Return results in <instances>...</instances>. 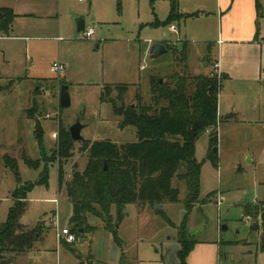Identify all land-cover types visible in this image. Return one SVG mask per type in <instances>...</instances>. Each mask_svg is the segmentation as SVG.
<instances>
[{"label": "rangeland", "instance_id": "obj_1", "mask_svg": "<svg viewBox=\"0 0 264 264\" xmlns=\"http://www.w3.org/2000/svg\"><path fill=\"white\" fill-rule=\"evenodd\" d=\"M143 4L140 9L132 3L124 5L123 11L113 8L108 13L107 24L91 26L94 34L88 39L74 30L72 36L54 32L45 40L0 41V222L6 220L14 204L13 190L31 184L20 222L27 228L41 230L40 239L30 251L16 258L17 264H175L181 226L195 241L222 239L219 264H264V251L259 250L262 232L251 229L242 211L254 196L264 199V126L240 121L222 128L221 136L219 130V172L206 158L214 148L209 145L210 129L196 140L195 157L201 163L200 202L189 212L184 205L185 186L175 179L173 184L180 190L178 202L162 204L159 209L151 205H145L142 210L135 204L126 206L117 226L122 239L119 246L115 245L113 234L92 216L87 222L93 229L76 236L75 241L55 237V217L59 228H69L72 214L65 189L59 188L57 181L54 150L59 123L69 129L79 120L83 139L110 140L117 144L133 142L135 128L118 127L110 105L101 99V92L108 98H116L125 86V105H136L139 95L141 103L153 108L150 78L165 81L173 71L180 72L182 53L188 75H197L200 70L219 74L212 58L217 57L216 49L207 48L216 31V24L210 18L205 20L208 26L205 33L200 30L196 33L203 19L173 22L179 31L176 33L169 31L168 25H152L155 18H167L166 3L158 1L154 5L153 0H145ZM137 15L141 22L134 25ZM160 40L173 42V50L151 59L149 49ZM209 54L211 57L203 58ZM57 60L64 66L61 78L50 71L52 61ZM139 65L144 69L139 70ZM26 76L47 79L37 81ZM61 80L68 85L69 107L59 106V87L64 84ZM223 84L224 80L220 90ZM28 109L40 120L41 141L35 135V120L28 117ZM79 147L76 141L72 157L63 164L65 180L70 178L72 170H82L85 165L86 156ZM5 155L15 158L19 183L14 172L4 165ZM23 156L36 160L38 166L26 165ZM45 168L46 182L37 183ZM215 190H221L224 195L220 207L212 197L203 202ZM52 199H57V203ZM221 225L227 228L220 231ZM229 241L240 244L229 246ZM113 247L115 260L111 258Z\"/></svg>", "mask_w": 264, "mask_h": 264}, {"label": "trees", "instance_id": "obj_2", "mask_svg": "<svg viewBox=\"0 0 264 264\" xmlns=\"http://www.w3.org/2000/svg\"><path fill=\"white\" fill-rule=\"evenodd\" d=\"M0 11V34H9L15 14L8 8H1ZM198 14L181 13L177 0H170L167 18L162 22L155 19L152 25L166 26ZM165 46L173 50L172 45L165 43ZM179 61L183 65L181 71H173L167 80L150 78L153 108L141 103L139 95H136V105H125V86L118 91L116 98H108L104 91L101 92V99L110 105L118 127L135 128L136 141L117 144L110 140H80L79 151L85 154L86 162L82 170H72L68 180H65L63 164L72 157L75 142L69 130L59 123L54 150L57 181L59 188L64 187L71 203L72 214L68 225L75 236L93 229L87 222L88 217L92 216L99 219L102 227L113 234L115 245H121L122 239L117 234L116 224L126 206L135 204L142 210L145 205L153 207L154 203L162 205L178 202L180 190L173 184L175 179L182 181L185 186L184 205L187 212L195 203L200 202L201 163L195 157V143L201 134L210 129V148L217 146L218 94L226 75L210 72L208 75L191 76L186 73L184 53ZM27 112L28 117L33 119V113L29 109ZM35 135L41 141V132L35 131ZM207 159L217 166L216 151H211ZM22 160L28 166H38L36 160L27 156H23ZM3 161L14 172L16 182L19 183L15 158L5 155ZM46 180L47 168L37 183ZM31 187V184L23 185L22 188L18 186L11 194L14 204L6 220L0 222V264H17L16 258L30 251L40 239L41 230L38 227L27 228L20 222L26 206V194ZM212 196L213 193L203 202ZM243 209L252 215L259 212L255 205H244ZM261 217L263 231L259 250L264 251V211ZM177 241L178 264H186L195 240L181 226Z\"/></svg>", "mask_w": 264, "mask_h": 264}, {"label": "crops", "instance_id": "obj_3", "mask_svg": "<svg viewBox=\"0 0 264 264\" xmlns=\"http://www.w3.org/2000/svg\"><path fill=\"white\" fill-rule=\"evenodd\" d=\"M144 1L0 0V9L8 8L15 14L9 34H0V41L5 39L45 40L52 37L54 32H66L72 36L74 30L77 32L75 19L78 17H84V28L80 31L82 32L92 25L107 24L109 22L108 13L113 8L123 11L124 5L132 3L140 9L141 5H144ZM158 1L167 4L168 15L170 0H153L154 5ZM177 3L181 13H199L197 16L181 19H198V21L203 19L202 21H205L210 18L216 24L215 35L211 37L212 40L208 42L207 48L208 51L213 47L216 49L217 57H212L213 65L217 64L214 67L218 73L226 75L225 85L223 84V89L218 94V141L216 146L218 155L219 130L221 136V130L225 126L234 125L237 121L243 122L245 125L264 126V0H177ZM155 19L164 21V19ZM140 20L137 15L134 25H138ZM202 21L199 22L201 26L198 25L196 33L199 30L202 33L207 32V21ZM168 30L179 33L172 23L168 25ZM163 34L165 35V33ZM159 42L164 45L165 43L174 45L173 42L166 40ZM209 57H211L210 54L203 58ZM141 66L143 65H139V70L144 69ZM204 66H207V62L204 63ZM208 72L203 73L200 70L197 75H208ZM0 75H2L1 70ZM25 78L37 81L47 79L34 76ZM216 168L219 172V161H217ZM212 193L215 204L220 207L224 201L223 192L215 190ZM218 195L223 197L220 204H217ZM254 198L257 197L254 196ZM253 199L247 205H252ZM242 211L244 212L243 207ZM249 224L251 229L263 231L262 223L251 222ZM223 226L225 225L220 226V231L227 228H223ZM253 226L255 227L253 228ZM236 242L229 241L227 244L229 246L240 244ZM222 243V239L196 240L186 258V264H219ZM178 249L179 243L176 246L175 254ZM175 264H178L177 256Z\"/></svg>", "mask_w": 264, "mask_h": 264}, {"label": "water", "instance_id": "obj_4", "mask_svg": "<svg viewBox=\"0 0 264 264\" xmlns=\"http://www.w3.org/2000/svg\"><path fill=\"white\" fill-rule=\"evenodd\" d=\"M0 15H1V11H0ZM75 23L77 26V32H80L83 28H84V17H78L75 19ZM167 52V48L165 47V45L161 42H155L151 45L150 49H149V56L151 59H157L158 57H160L161 55L165 54ZM58 102H59V106L60 107H69L71 104V99H70V95L68 92V85L66 84H61L59 87V92H58ZM35 120V124H34V130L36 132H42V126L40 123L39 118H34ZM83 128V125L80 123L79 120H76L74 123H72L69 126V133L71 136V139L76 142V141H80L82 140V136H81V130ZM213 151H216V147L213 148ZM161 207V205L154 203L153 204V208L154 209H159ZM123 212H125V209L123 210ZM118 226V224H116V227ZM255 226H253L254 228ZM223 228H226V226H223ZM80 231H82V229H80ZM116 257V248L113 247L111 250V258L113 260H115Z\"/></svg>", "mask_w": 264, "mask_h": 264}, {"label": "built area", "instance_id": "obj_5", "mask_svg": "<svg viewBox=\"0 0 264 264\" xmlns=\"http://www.w3.org/2000/svg\"><path fill=\"white\" fill-rule=\"evenodd\" d=\"M80 1H83V0H80ZM171 29H173L172 26H171ZM93 34H94V28L93 27L86 28L81 32V36L85 39L91 38ZM263 42H264V40H263ZM214 66L216 67L217 64H215ZM141 67L143 68L144 66H141ZM63 70H64V66L60 61H55L50 66V71L52 73L57 74L58 78L63 77L62 76ZM217 127H218V123H217L216 128ZM222 200H223V197L221 195H218L217 196V204H220ZM51 201L54 203H57V199H53ZM252 205L257 206L259 209V212L255 215L245 213L244 214V221H246L248 223L259 222L261 224L262 223L261 213L264 211V200H259L257 198H254L252 201ZM54 224H55V237L57 240H59L60 238H63L66 242H73L76 240V236L70 232V229L68 227H62V228L58 227L57 217H55V219H54Z\"/></svg>", "mask_w": 264, "mask_h": 264}]
</instances>
